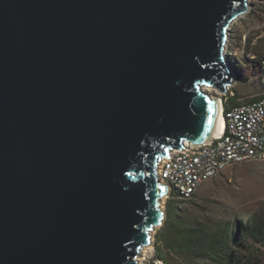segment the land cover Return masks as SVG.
Instances as JSON below:
<instances>
[{
  "label": "water",
  "instance_id": "water-1",
  "mask_svg": "<svg viewBox=\"0 0 264 264\" xmlns=\"http://www.w3.org/2000/svg\"><path fill=\"white\" fill-rule=\"evenodd\" d=\"M249 0H0V264H139L161 157L209 142Z\"/></svg>",
  "mask_w": 264,
  "mask_h": 264
},
{
  "label": "rangeland",
  "instance_id": "rangeland-1",
  "mask_svg": "<svg viewBox=\"0 0 264 264\" xmlns=\"http://www.w3.org/2000/svg\"><path fill=\"white\" fill-rule=\"evenodd\" d=\"M248 11L229 27L227 62L248 77L236 78L230 89L237 103L252 101L264 95L261 71L251 53H244L246 40L253 43L262 37L264 50V0H249ZM249 43V42H248ZM232 72H233V68ZM211 94L222 103L225 94L215 89ZM227 95L230 94L227 91ZM232 103V102H231ZM168 197L161 200L166 212ZM176 205L179 221L200 229L191 251L169 253L171 264H230L247 258L264 260V160L234 164L206 181L187 201L171 200ZM181 204V206H180ZM156 226L151 248L143 264H166L157 256L156 238L164 229ZM259 238V239H257ZM142 253V252H141Z\"/></svg>",
  "mask_w": 264,
  "mask_h": 264
},
{
  "label": "built area",
  "instance_id": "built-area-1",
  "mask_svg": "<svg viewBox=\"0 0 264 264\" xmlns=\"http://www.w3.org/2000/svg\"><path fill=\"white\" fill-rule=\"evenodd\" d=\"M228 92L233 94L230 87ZM228 97L226 93L225 100ZM223 114L225 124L217 137L202 144L185 141L186 148L179 152L170 151L169 158L161 157L157 176L168 184V198L187 201L206 181L226 168L264 160V95L231 105L226 111L223 106Z\"/></svg>",
  "mask_w": 264,
  "mask_h": 264
},
{
  "label": "trees",
  "instance_id": "trees-1",
  "mask_svg": "<svg viewBox=\"0 0 264 264\" xmlns=\"http://www.w3.org/2000/svg\"><path fill=\"white\" fill-rule=\"evenodd\" d=\"M261 38L262 37H259L258 40L255 41V43H253L252 40H246V43L244 45V53L248 52L251 53V55L255 54V57H253L252 59L254 63H256V65L259 67L261 71L262 81H264V50L262 48H259V42ZM233 73L238 80L244 81L248 79L246 75L240 72V69H238V67L233 68ZM234 96L235 94L233 93V95H230L227 100L223 102L225 111L228 110L231 105L238 104L237 102H235ZM174 194L175 193L172 192V195ZM171 200L172 197H170L167 201L164 229H162V232H160L156 238L157 256L164 260L166 264H171L166 256L169 253L182 254L186 253L188 250L191 251L193 245L196 242L195 239L199 236L200 232L199 228L189 226L178 220L179 213L177 211L176 205H174ZM261 234L263 235L264 233L262 232ZM230 264H264V260L259 261L255 258H247L243 262H235L231 260Z\"/></svg>",
  "mask_w": 264,
  "mask_h": 264
},
{
  "label": "bare ground",
  "instance_id": "bare-ground-1",
  "mask_svg": "<svg viewBox=\"0 0 264 264\" xmlns=\"http://www.w3.org/2000/svg\"><path fill=\"white\" fill-rule=\"evenodd\" d=\"M203 89H205V91H207V92L210 93V94H211V92L214 90V88L211 87V86H203ZM211 95H213V94H211ZM222 106H223V103H222ZM224 124H225V118H224V114H223V111H222V113H221V117H220V121H219V125H218V127H217V131H216V133L213 135V138H214V137H217V136L222 132V129H223V127H224ZM165 198H166V196L162 198V201H164ZM155 229H156V227H155V228L153 229V231H152V237H153V233H154ZM152 240H153V239H152ZM150 248H151L150 245L145 246V247L142 248V250H141V252H142V253H141V257H137V259H138V261H139V264H143V260H144V258L146 257V255H147V253H148V250H149Z\"/></svg>",
  "mask_w": 264,
  "mask_h": 264
}]
</instances>
